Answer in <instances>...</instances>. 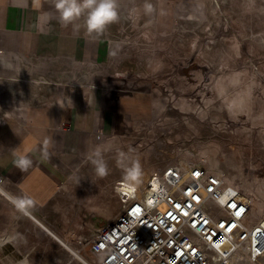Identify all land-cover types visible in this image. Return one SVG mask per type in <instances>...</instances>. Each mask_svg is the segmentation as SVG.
<instances>
[{
    "label": "crops",
    "instance_id": "obj_1",
    "mask_svg": "<svg viewBox=\"0 0 264 264\" xmlns=\"http://www.w3.org/2000/svg\"><path fill=\"white\" fill-rule=\"evenodd\" d=\"M147 2L150 14L145 0H119V22L97 38L82 21L61 27L43 0H0V172L13 185L0 196V264H49L64 249L56 237L70 244L80 224L100 228L84 224V209L98 213L102 190L77 189L75 181L86 167L94 171L97 148L105 155L128 142L135 122L161 111L156 76L170 65L167 42L177 23L197 20L208 3ZM20 147L33 159L26 173L12 163ZM18 195L34 201L27 215L13 206Z\"/></svg>",
    "mask_w": 264,
    "mask_h": 264
},
{
    "label": "rangeland",
    "instance_id": "obj_2",
    "mask_svg": "<svg viewBox=\"0 0 264 264\" xmlns=\"http://www.w3.org/2000/svg\"><path fill=\"white\" fill-rule=\"evenodd\" d=\"M207 2L204 14L177 23L167 42L170 65L156 76L165 99L161 111L135 122L132 139L105 153L108 177L99 179L86 167L75 181L77 189L102 190L96 201L109 205L108 216L84 209V224L92 220L101 227L118 213L113 208L118 202L116 182L132 160L142 166L141 182L172 163L204 164L244 190L254 220L264 213V0ZM242 91V105L229 114L226 103ZM79 231L74 236L92 237L97 230L86 226ZM64 252L62 248L58 254ZM84 256L93 261L87 252ZM254 264H264V258Z\"/></svg>",
    "mask_w": 264,
    "mask_h": 264
},
{
    "label": "built area",
    "instance_id": "obj_3",
    "mask_svg": "<svg viewBox=\"0 0 264 264\" xmlns=\"http://www.w3.org/2000/svg\"><path fill=\"white\" fill-rule=\"evenodd\" d=\"M121 180L118 213L92 237L61 242L65 253L52 264H241L245 253L264 255V213L254 220L244 190L206 165L169 164L130 191ZM7 189L13 185L0 172V193Z\"/></svg>",
    "mask_w": 264,
    "mask_h": 264
},
{
    "label": "clouds",
    "instance_id": "obj_4",
    "mask_svg": "<svg viewBox=\"0 0 264 264\" xmlns=\"http://www.w3.org/2000/svg\"><path fill=\"white\" fill-rule=\"evenodd\" d=\"M43 3L50 5L51 9L58 14V23L63 28L71 26L73 29H78L82 21L86 35L101 37L108 28L119 22L120 20V5L119 0H43ZM43 3L41 7H43ZM144 11L146 14L153 12V5L145 0ZM52 18L51 11L44 13ZM238 85V81H234ZM245 91L238 94L237 98L226 103V109L229 114H233L238 106L243 103ZM72 104L71 100L67 102ZM62 108L63 105L60 104ZM13 156V166L21 172H28L33 166V159L30 155L25 154L21 147L11 151ZM45 159L48 158L47 146L42 152ZM90 162L93 166L95 176L99 179H104L109 176L110 168L101 151L97 148L94 155L91 156ZM142 166L138 160H132L122 169V180L120 182L121 190L134 189L142 179ZM12 203L14 208L22 215H27L34 201L27 195L13 196Z\"/></svg>",
    "mask_w": 264,
    "mask_h": 264
},
{
    "label": "bare ground",
    "instance_id": "obj_5",
    "mask_svg": "<svg viewBox=\"0 0 264 264\" xmlns=\"http://www.w3.org/2000/svg\"><path fill=\"white\" fill-rule=\"evenodd\" d=\"M219 175V174H218ZM97 202V201H96ZM95 202V203H96ZM100 201H98L97 203L98 204H95L94 203V205H96V208L95 209H97L96 210V212H100V213H102V214H106L107 216H108V210H109V205L108 204H106V203H102V201L99 203ZM252 203V202H251ZM98 205V206H97ZM253 214H254V209H253V206H252V216H253ZM262 215V214H261ZM260 215V216H261ZM259 216V217H260ZM256 217V219L258 218L259 219V217H257V216H255ZM112 217H109V219H111ZM42 226V225H41ZM43 227V226H42ZM46 229V228H45ZM50 232V231H49ZM52 233V232H51ZM53 236H54V234H52ZM56 236H54V238H55ZM56 239L59 241V242H62V240H60L59 238H57L56 237ZM247 256H248V260H246L247 261V263L246 264H254V263H256V262H258V260H253L247 253H245ZM261 258H264V255L261 257ZM260 258V259H261Z\"/></svg>",
    "mask_w": 264,
    "mask_h": 264
}]
</instances>
